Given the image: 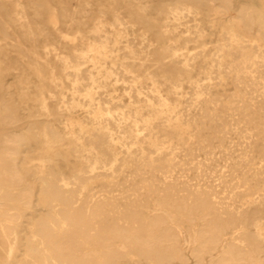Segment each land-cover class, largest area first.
Wrapping results in <instances>:
<instances>
[{"label":"bare ground","instance_id":"6f19581e","mask_svg":"<svg viewBox=\"0 0 264 264\" xmlns=\"http://www.w3.org/2000/svg\"><path fill=\"white\" fill-rule=\"evenodd\" d=\"M235 1L0 0V264H264V0Z\"/></svg>","mask_w":264,"mask_h":264},{"label":"rangeland","instance_id":"374dc122","mask_svg":"<svg viewBox=\"0 0 264 264\" xmlns=\"http://www.w3.org/2000/svg\"><path fill=\"white\" fill-rule=\"evenodd\" d=\"M243 0H236L235 1V4L237 5L239 2H241ZM151 15H156V14H151ZM9 43H12V42H9ZM207 47H211L214 45L215 43V40H211L210 42L207 41ZM0 44H5V41L4 40H0ZM6 48H10L9 46H6ZM188 48H191V45H188ZM15 58V53L12 52V53H9V56H8V59L13 62ZM18 68L21 67L20 64L17 65ZM18 73V70H12L9 74H6V76H4V78L1 80V84H2V92H0V96L2 95L3 97L2 98H8L10 97V95L8 96V94H4V92H7V91H11V97H12V100L15 99V95L14 93L12 94V85H14L15 83V80L16 78L18 77L17 74ZM227 91H232V87L230 85L227 86ZM1 98V97H0ZM17 114H18V118L21 122L23 121H29L31 120L30 118L26 117L25 116V111L23 110H18L17 111ZM39 119H42V117H39ZM58 165L61 169H65V164L63 161H58Z\"/></svg>","mask_w":264,"mask_h":264}]
</instances>
